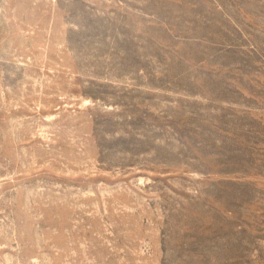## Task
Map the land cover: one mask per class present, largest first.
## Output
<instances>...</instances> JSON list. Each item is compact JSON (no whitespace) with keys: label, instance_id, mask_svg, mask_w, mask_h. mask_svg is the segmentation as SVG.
I'll return each instance as SVG.
<instances>
[{"label":"rangeland","instance_id":"obj_1","mask_svg":"<svg viewBox=\"0 0 264 264\" xmlns=\"http://www.w3.org/2000/svg\"><path fill=\"white\" fill-rule=\"evenodd\" d=\"M0 264H264V0H0Z\"/></svg>","mask_w":264,"mask_h":264}]
</instances>
